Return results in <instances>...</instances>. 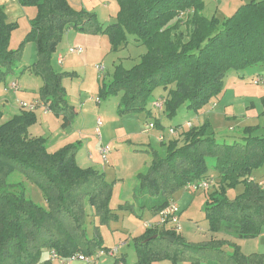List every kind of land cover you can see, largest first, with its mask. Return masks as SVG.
<instances>
[{
  "label": "trees",
  "instance_id": "1",
  "mask_svg": "<svg viewBox=\"0 0 264 264\" xmlns=\"http://www.w3.org/2000/svg\"><path fill=\"white\" fill-rule=\"evenodd\" d=\"M117 1V22L103 26L94 14L74 9L69 0H20L22 6L37 9L29 36L38 54L31 70L43 80L39 102L61 116L63 126L70 124L77 110L67 100L63 85L67 74L57 73L51 61L70 28L103 33L115 49L127 43L128 36L146 47L138 65L130 70L117 67L108 84L101 81L100 94L122 93L121 115L146 113L152 120L149 124L162 132V121L152 110L169 118L182 106L200 113L222 94L229 72L264 67V0L244 3L225 18L217 13L205 16V0ZM16 28L0 9V83L18 70L21 48H10ZM158 88L165 93L155 99ZM158 99L163 100L161 110L151 103ZM261 102L264 106V95ZM36 120V113L23 110L0 122V264H53V252L62 259L108 253L99 229L117 219V210L110 208L112 186L105 174L77 165V144L51 153L45 138L30 136ZM170 128L176 134L164 133L167 138L160 145L165 156L151 150L152 163L138 176L133 204L157 217L189 183L207 181L209 231L231 239L212 236L208 242L194 244L175 232L145 228L133 239L137 254L133 264H264L263 254L246 255L234 242L256 238L264 228V185L252 177L264 168V133L254 135L259 127L247 126L241 141L219 142L209 133V120ZM209 158L215 159L213 171ZM15 173L40 189L46 206L27 198L23 183L9 181ZM237 187L243 188L242 193L230 199L228 191ZM133 204H122L119 210L135 211ZM89 206L99 221L94 238L86 228ZM114 264L128 263L120 256Z\"/></svg>",
  "mask_w": 264,
  "mask_h": 264
},
{
  "label": "rangeland",
  "instance_id": "2",
  "mask_svg": "<svg viewBox=\"0 0 264 264\" xmlns=\"http://www.w3.org/2000/svg\"><path fill=\"white\" fill-rule=\"evenodd\" d=\"M3 1V0H2ZM10 1L11 0H7ZM248 0H207L204 15L212 17L217 13L219 18L232 16L236 10L248 3ZM77 11L85 9L96 16L97 21L107 26L117 22L120 10L117 0H69ZM20 6V0H17ZM8 23H16L17 28L12 33L10 48H21L18 70L11 74L5 82L0 83V122L9 120L23 112L21 103L31 104L41 99L40 89L43 80L36 75L31 67L38 62V54L34 39L29 36L32 20L37 15L34 6L21 7V10L10 6L8 10L0 8ZM80 48L82 54H70L69 47ZM58 48L64 56L62 64L52 57L51 65L59 74H67L63 78L67 100L70 106L77 110L71 122L63 126L61 116L49 111L44 115L45 109L39 107L36 113L37 120L30 126L29 133L46 139L49 152H56L61 147L73 143L79 146L76 161L81 168H92L105 174L107 182L112 186L110 208L116 211L117 219L109 224L100 226L99 235L104 247L109 250L118 249V257L124 256L128 264L137 261V254L133 239L145 232V222L156 221L148 212L139 210L133 203V192L138 185V176L146 173L152 163L151 150H157L165 156L166 150L161 147L159 136L168 132L170 127L184 125L189 122L191 126L201 124L209 119V133L213 134L219 142H231L245 134L243 129L247 126H258L259 130L254 135L264 133V106L261 98L264 95V85H255L254 79L264 77V67H249L245 70L231 71L225 79L223 92L200 113L188 110L182 106L173 118L154 109L152 113L161 119L164 130L150 129L149 119L146 113H134L121 115L119 112L122 93L113 96L100 94L101 81L108 84L117 67L130 70L138 65L142 56L146 53V47L138 45L133 36H128L127 43H123L115 49L111 45L107 35L103 33H83L75 28H70L63 36ZM57 48V49H58ZM67 66V68H65ZM98 66H104L105 70L98 71ZM17 81L20 87L18 95L7 94V86ZM11 92V91H10ZM165 93L163 88H158L153 94L157 98ZM100 96V103L97 99ZM153 101L151 103L153 104ZM163 101V100H162ZM214 105V107H213ZM151 104H149L150 108ZM199 116H201L200 119ZM207 116V117H206ZM233 116H235L233 118ZM104 122L101 128L102 140L95 134L97 119ZM188 128V127H186ZM109 147L110 154L107 162L100 157V149ZM92 153L93 160H88ZM211 171L215 159L208 160ZM253 179L264 185V168L253 173ZM11 183H23L26 197L34 202L46 206L43 194L38 187L24 181L22 175L15 173L10 178ZM243 188L237 187L228 191V197L234 199ZM203 192V193H202ZM204 192H195L184 189L179 192L176 200L180 210L181 230L179 234L189 242L199 244L208 242L212 236L218 239L229 236L209 231V224L205 217L207 195ZM130 203L135 211H121L120 205ZM87 234L90 238L96 236V227L99 221L94 218L91 207L87 209ZM124 240L128 244H123ZM125 242V241H124ZM246 255L253 253L264 255V228L256 238L234 241ZM115 257L109 254L102 255L98 264H114ZM53 264H61L59 261ZM72 264H85L75 261ZM154 264H172L163 261ZM189 264V263H178ZM206 264V262H202Z\"/></svg>",
  "mask_w": 264,
  "mask_h": 264
},
{
  "label": "built area",
  "instance_id": "3",
  "mask_svg": "<svg viewBox=\"0 0 264 264\" xmlns=\"http://www.w3.org/2000/svg\"><path fill=\"white\" fill-rule=\"evenodd\" d=\"M68 52L70 54H82V50L80 48H75V47H71L69 48ZM64 61V57L60 56L59 57V63L62 64ZM105 70L104 66H98V71L102 72ZM253 83L255 85H264V78L263 77H259L257 79H254ZM19 89V84L17 81H13L10 85L7 86V91H18ZM97 103H100L99 98L97 99ZM153 107L157 108V109H162L163 107V101L162 99H158L157 101L153 102ZM39 107L42 108H46L44 104L40 103V102H34L31 104H25V103H21V109L25 110L27 112H35ZM46 111H49L48 108H46ZM104 122L101 118L97 119L96 122V129H95V134L97 136V138L99 140H102V136H101V128L103 127ZM191 123H187L186 127H191ZM150 129H155V124L154 123H150L149 125ZM176 134V130L175 128H170L168 130V137H172ZM167 138V136L165 134H161L159 136V140L165 141ZM100 157L102 158L103 162H107L108 160V155L110 154V149L109 147H102L100 149ZM88 159L91 161L93 160V155L92 153H89ZM210 187V183H208L207 181H198V182H192L189 183L185 189H191L195 192L198 191H204L209 189ZM180 210H179V205L176 201H171L169 203V205L164 208L163 210H161L158 215H157V219L156 221H151V222H145L144 227L146 229H164V230H168L171 232H175L177 234H179V231L181 230V222H180ZM106 253L101 252L95 256H85L83 254H76L68 259H62L60 258L55 252H53L51 254V259L53 260V262L55 261H59L61 262V264H72L75 261H79V262H83L85 264H98V262L100 261V258L102 255H105ZM107 254H109L111 257H115V258H119L118 257V249H114V250H110Z\"/></svg>",
  "mask_w": 264,
  "mask_h": 264
},
{
  "label": "crops",
  "instance_id": "4",
  "mask_svg": "<svg viewBox=\"0 0 264 264\" xmlns=\"http://www.w3.org/2000/svg\"><path fill=\"white\" fill-rule=\"evenodd\" d=\"M251 0H248L247 2H250ZM206 2H207V0H205V8H206ZM10 6H13V7H15V8H17V9H19V10H21V7L22 6H20L19 4H17V0H11L10 1V3H9V1H7V0H0V8H3L4 7V9L5 10H8V7H10ZM74 47V46H73ZM69 48H71V47H69ZM69 50V49H68ZM63 54L64 53H62L61 51H60V49L58 48L57 49V51H56V53L53 55V59H55L58 63H59V57L60 56H63ZM64 57V56H63ZM65 68H67V66H65ZM19 90H20V87H19V89H18V91H16V92H14V91H8V92H6L5 90H4V92L5 93H7V94H11L12 92L14 93V95H18V92H19ZM156 99V98H155ZM40 101V100H39ZM39 101H36V102H39ZM151 107V106H150ZM43 109H45V112H44V115H51V114H48L49 113V111H46V108H43ZM207 117V116H206ZM235 116H233V118H234ZM201 118V116H199V118L198 119H200ZM149 119V118H148ZM205 119V118H204ZM204 119L202 118L201 119V124L200 125H202L205 121H204ZM207 120H209V119H207ZM149 121H152V120H150L149 119ZM162 125H163V123H162ZM164 126V125H163ZM30 134V136H32V137H37L36 135H34L33 133H29ZM89 160V159H88ZM77 162V161H76ZM77 165H78V163H77ZM79 166V165H78ZM80 167V166H79ZM203 193V192H202ZM179 194V193H178ZM178 194L176 195V197L178 196ZM176 197H175V201L177 202V200H176ZM178 203V202H177ZM125 241V242H124ZM123 242H122V245L123 244H128V241L127 240H124Z\"/></svg>",
  "mask_w": 264,
  "mask_h": 264
},
{
  "label": "water",
  "instance_id": "5",
  "mask_svg": "<svg viewBox=\"0 0 264 264\" xmlns=\"http://www.w3.org/2000/svg\"><path fill=\"white\" fill-rule=\"evenodd\" d=\"M158 236L157 235H155L153 238L154 239H156ZM167 239H168V237H167ZM148 241V240H147ZM172 241H174V239H172Z\"/></svg>",
  "mask_w": 264,
  "mask_h": 264
}]
</instances>
